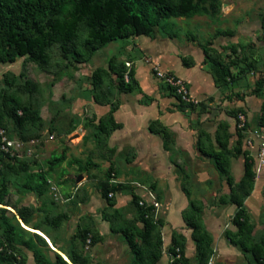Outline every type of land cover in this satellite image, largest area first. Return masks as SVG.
Wrapping results in <instances>:
<instances>
[{
    "label": "rangeland",
    "instance_id": "1",
    "mask_svg": "<svg viewBox=\"0 0 264 264\" xmlns=\"http://www.w3.org/2000/svg\"><path fill=\"white\" fill-rule=\"evenodd\" d=\"M216 5L218 11L214 15L209 13L191 19H170L165 29H156L152 36L130 37L111 43L94 53L85 63H76L71 53L63 55L59 45L53 44L47 49L49 63L46 66L35 64L26 58L0 65V90L8 95L19 96L37 118L35 124H26L22 129L10 119L3 121V135L13 147L8 153L5 152L1 148L0 139V185L5 183L6 187L4 205H0V209H5L6 212H0V215L4 214L16 225L15 220L20 222L18 212L25 210L30 214V226L24 227L27 233L22 234L16 243L8 244L4 240L0 220V264H35L32 252L23 245L24 241L34 235L46 244L47 247L38 244V249L52 262L55 261L56 254L66 257L64 252L74 249L87 264H112L114 258L109 255V251L115 248L117 259L114 263L129 264L128 248H124L117 237L99 238V233L94 228V213L87 214L85 208H93L101 219L113 224L114 228L120 227L125 221L136 222L139 218L131 201L132 195L137 196L139 201L158 203V207L153 206L150 219L156 223V233L162 240V264H171L172 242L164 247L163 228L171 197L170 190L173 192L175 187L180 191L182 188L189 190L191 199L203 208L202 222L204 217L211 224L214 235L213 255L207 264H253L248 254L230 245L225 237L227 231H236L232 225L236 207L220 203L221 197L228 201L229 188L214 169L213 162L200 154L197 140H200L201 148L208 149L209 145H213L217 149L216 139H221L219 125H228L231 138L226 158L233 184L238 185L243 175V157L236 155L233 149L237 139L235 127L238 125L241 130V147L252 156L255 172L254 189L244 199V206L253 227V240L258 242L264 237V147L261 146L259 136V128L263 123V111L259 112V109L264 101L261 98L264 97V79L261 74L258 77L257 73H263L264 65L254 64L252 70L247 67L249 71L242 76L238 70L246 67L236 66L233 72L239 75L238 80L230 84L221 83L218 87L226 90L222 97H205L201 101L190 97L189 85L182 83L171 72L163 70V65H166L162 59L165 48L171 46L177 49L174 56L182 57L183 54L186 59L190 55L202 56V49L207 48L209 55L222 62L228 61V57L233 55L228 40L230 38L226 34L231 36L239 29L242 38L246 37L244 41L247 42L244 43L252 44L250 48L252 47V54L255 55L257 50L253 45L264 42V0H216ZM170 31L176 33L177 37L171 40ZM85 37L86 30L81 26L76 44L81 46ZM191 48L196 49L197 54ZM244 52L243 54L248 55L247 49ZM260 53L264 56L263 51ZM111 58L117 66L129 68L133 65L135 69L137 66L138 75L135 73V77L143 84L144 89L139 84L140 91L118 93L116 78L111 75L102 88V97L106 98L107 94H111V103L97 105L93 101L91 75L98 67L106 68ZM260 60L263 62L264 57ZM171 65L169 69L175 71L174 63ZM212 68L209 61L203 63V77L194 83L197 90L200 91L209 83V75L213 78ZM10 80H14L12 87L7 84ZM177 84L182 91L183 100L188 103L182 109H179V103L166 89L167 85ZM259 84L260 87L257 88ZM158 96L175 100L172 107L166 110L167 118L158 120L159 124L153 125L157 131L153 135H157V140L162 142V150L169 154L167 170L160 180L151 167L144 168L138 164V144L125 150L122 142L112 145L110 136H94L100 120L108 119L112 105L118 106V109L121 105L129 107V114L134 112L135 118H139L138 112L143 116L144 108ZM176 111L183 118L181 123L178 120V124L172 119ZM19 114L21 115L20 112ZM133 126L134 121L131 120L130 124L120 130H134ZM148 126L146 129L142 122L135 130H148ZM179 127L182 130H195L194 148L190 156L177 146L182 136L173 130H181ZM74 160L77 161L76 164L69 163ZM50 162L53 170L48 174L47 193L39 197L24 191L22 184L25 173L20 165H25L28 172L39 169L46 171ZM107 182L118 187V195H126V198L122 196L124 201L120 209H114L115 195H108V199L104 197ZM188 211L187 208L186 213ZM56 220L59 222L58 227L51 223ZM138 226L142 227L140 223ZM33 227L39 230H33ZM187 229L182 233L173 232L185 239L184 244L191 235V230L188 229V232ZM85 231L88 232L85 236L87 239L79 238ZM92 236L98 239L95 244L91 242ZM176 239L181 242L179 238ZM52 240L55 242L54 246ZM176 251L179 253L178 247H175L174 252ZM189 262L196 264L195 253Z\"/></svg>",
    "mask_w": 264,
    "mask_h": 264
},
{
    "label": "trees",
    "instance_id": "2",
    "mask_svg": "<svg viewBox=\"0 0 264 264\" xmlns=\"http://www.w3.org/2000/svg\"><path fill=\"white\" fill-rule=\"evenodd\" d=\"M216 0H0V65L14 63L18 58H26L29 61L46 66L49 63L47 49L58 44L63 55L72 54L76 63L87 62L94 53L104 49L111 43L130 37H150L156 29H165L170 19L185 18L191 19L201 14H216ZM81 26L86 30V37L81 42V46L76 44ZM264 28V23L262 24ZM230 36V34H226ZM177 37V34L170 31V39ZM203 63L208 62L213 67L211 72L214 83L220 87L221 83L230 84L238 80L237 76H242L247 70H252L253 65L258 63L248 62L246 57L237 56L222 62L214 56L209 55L207 48H203ZM232 55L236 51L231 47ZM241 54V53H240ZM239 54V55H240ZM182 66L192 67V60L180 57ZM242 65L244 68L238 70V74H233L231 68ZM247 67H250L247 69ZM257 68V67H256ZM111 75L116 78V90L118 93H131L140 91L139 83L135 77L133 65L126 68L124 65L117 66L112 58L106 68L98 67L91 75V85L93 90V101L97 105H109L111 94L106 98L102 97V88ZM176 80V78H173ZM261 84V82H258ZM264 83V82H263ZM9 86L14 85V80L7 81ZM260 84L257 88L260 87ZM169 95L174 97L179 103V109L187 107L182 95L177 92L178 87L167 85ZM118 106H113L109 112L107 120H100L97 124L95 137L104 135L109 137L115 130H120L122 125L114 119V112ZM264 121V102L261 105ZM21 113V115L19 114ZM10 119L16 123L19 129L26 124H35L37 118L31 108L25 105L17 95H8L0 90V130H4L3 121ZM159 124L158 120L152 121L148 126L151 134H157L153 125ZM221 139L217 137V149L209 145L208 149L201 148L197 140V148L201 155L208 157L214 164V169L226 182L229 188L228 201L221 197L220 203H229L236 207L232 217V225L236 231H227L225 237L230 245L238 247L241 252L250 256L253 264H264V237L258 242H254L252 232L253 227L248 220L247 210L244 206V199L249 196L254 189L255 172L253 170L254 160L248 152L242 149L241 130L235 127L236 146L233 151L236 155L243 157V175L238 185L233 184V177L229 169V162L226 158V151L231 138L228 125L220 124ZM203 132V131H202ZM219 149V150H218ZM62 158L60 159V161ZM53 162V161H52ZM76 164L77 161H70ZM25 173V181L22 189L32 192L35 196H44L48 191V174L53 170L51 162L47 170L42 169L28 172L25 165H20ZM79 170L83 171L82 167ZM117 186L107 184L104 186V197L117 194ZM182 192L188 199L189 211L183 214V221L186 227L191 230V238L195 245L196 264H207L213 255V236L206 229L202 222V207L198 202L190 197L189 190L182 188ZM6 196L5 183L0 185V205H4ZM115 202V200H113ZM132 204L136 208L139 218L135 221H125L120 227H113L110 231L113 234H120L127 243L131 259L129 264H157L162 257V240L156 233V223L150 217L154 210L153 206H139V198L132 195ZM118 211V210H117ZM1 213L6 212L0 209ZM117 214L116 211H114ZM20 222L16 225L11 219L0 215L1 227L3 229L4 240L8 244L16 243L21 235L27 233L24 227L30 226V214L24 211L18 212ZM18 223L23 224L21 227ZM55 227L59 222H51ZM138 223L142 225L140 228ZM33 230H39L32 228ZM88 232L79 235V238L86 240ZM100 238V236H98ZM172 247L170 251L175 255V247L179 248V259H174L171 264H190L185 256V239L172 236ZM176 238H179V242ZM98 241L92 236L91 242ZM38 244L47 247L43 240L34 235L23 242L24 247L32 252L35 264H87L79 257L74 249L66 250L65 256L55 255V261H50L38 249ZM52 245H55L52 240ZM62 255V254H61ZM171 255V256H172ZM67 261V262H66ZM24 263V261H23Z\"/></svg>",
    "mask_w": 264,
    "mask_h": 264
},
{
    "label": "crops",
    "instance_id": "3",
    "mask_svg": "<svg viewBox=\"0 0 264 264\" xmlns=\"http://www.w3.org/2000/svg\"><path fill=\"white\" fill-rule=\"evenodd\" d=\"M239 31L240 29L236 30V33L229 36L230 39H228L230 41L231 47H233V49L236 51V53L232 56V58H236L237 56L242 57L244 55L248 62L261 63L262 65H264V61L262 62L260 60V58L264 57L260 53V51H263L264 53V42L261 45H257V46L253 45V47H255L257 50L255 55H253L252 49H251L252 47L250 48L252 44L244 43V42H247V40L244 41V38L246 37L242 38ZM246 49H247L248 55L243 54L245 53L244 51ZM192 50H193L192 52L196 51V49H192ZM176 51L177 49L173 46H171V48H168V47L165 48L164 56L162 59L166 63V65H163V68H164L163 70L171 72L182 83L189 85L188 86L189 93H190L189 95L190 97H192V99H194L195 101H199V100L201 101L205 97H215L216 98V97L221 96L222 93L226 91L221 88H218L215 85L212 76L210 75H209V83L205 85L206 87L205 86L202 87L200 91L197 90V86L194 83H197L203 77L202 76L204 72L202 71L203 70L202 69L203 59H204L203 55L199 56L197 52L195 53L197 54L196 56L198 57L196 56L193 57L192 55H190L189 59L192 60V67L185 68L182 66L180 56L173 55L174 53H177ZM241 52L242 54L239 55ZM181 56L184 57L183 54ZM172 63H174L175 71L169 69V67L172 66L171 65ZM180 64H181V67L179 66ZM231 71L234 74L233 72L234 68H231ZM135 73L136 75H138L137 66L135 69ZM191 74H192V77H191ZM251 74L253 75L254 72H252ZM260 74H261V77H263L264 79V70H263V73H259V74L257 73V76L259 77ZM148 80H150V78ZM137 81H138V78H137ZM138 83L144 89L143 84L139 81ZM147 83H149V81H147ZM146 93L148 94L147 91ZM152 93H154V91ZM261 98L264 99V97H261ZM174 103H175V100L172 98H168V97L161 98L160 96H158V98H156V100L153 101V103H149V105L144 108L143 112L146 115L144 114L142 116L141 115L142 113L138 112L139 118H135L136 114L134 112L131 113L130 115L129 107H124V105H121V107L117 109V111L114 112V119L116 120L117 123H120L122 125V129L126 127V124H130V121L132 120L134 121V126H133L134 130H115L114 132H112L110 135V141L112 145L116 146L118 142L119 143L122 142L123 144H125L124 145L125 150L126 148L127 150H130L131 148L135 147L138 144L139 148L138 149L136 148V150H138L139 152L138 153L139 156L137 157L139 161V162L137 161L138 164H140V166H143L144 168L151 167L154 170V174L158 180L162 178L165 171L167 170L166 168L168 165L167 161L169 159V154L167 152L165 153L162 150V142L160 143L157 140V135H153L149 133L148 130H135V129L137 128L139 123H142V122L145 123V127L147 129L148 124L151 123L152 121H155V120L163 121V119L167 118L165 115L167 108L172 107ZM125 112H127V115H124ZM259 112H261V106H260ZM173 114L175 115L172 116L173 117L172 119H174L175 123L178 124V120H180V123H181L183 118L180 115V113L176 111ZM177 115H180V116H177ZM229 125H230V128H232L230 123ZM179 129H181V127H179ZM173 131L176 132V134H180L182 136V138L180 137L181 139L180 142L178 140V143L180 144H177V146H180L182 149H184L186 153L189 154L190 156L194 148L193 139H194L195 130H182L181 129V130H173ZM229 132L231 133V130H229ZM180 135H178V138ZM188 139L190 141L187 142L186 140ZM172 177H173L172 178L173 182H175L174 176ZM175 185H176V182H175ZM170 193H171V197H170V201L168 202L167 211L165 213V225L163 228V232L165 236L164 237V247H167L168 245L171 244L173 232L182 233L183 230L187 228L183 221V214L188 208V199L186 195L182 191L177 189L176 187L173 188V192H171L170 190ZM122 196L126 198V195H122L121 193L119 195L118 193L115 194L114 209H117V208L120 209L122 207V203L124 201L123 200L124 197ZM85 209H86L85 211L87 214L94 213L93 219H95L94 221L96 223L94 228L97 229L99 236L101 237L109 236L110 238L113 237L114 239H116L117 237L118 242H120L124 246V248L125 247L128 248L126 241L120 234L111 233L110 223H108L104 219H101L100 215L96 214L93 208L89 210V207H86ZM203 223L206 229L212 234L213 239H214V235L210 227L211 224L207 223L204 217H203ZM213 224L215 225L216 223H213ZM187 231L189 232L188 229ZM194 253H195V245L190 235L189 238H186L185 256L190 260V258L194 255ZM109 255L113 256L114 260L112 264H115L114 262L117 259V253H116L115 248L109 251ZM129 259H131V255L129 256ZM162 262L164 263L163 257H161V259L157 262V264H162Z\"/></svg>",
    "mask_w": 264,
    "mask_h": 264
},
{
    "label": "built area",
    "instance_id": "4",
    "mask_svg": "<svg viewBox=\"0 0 264 264\" xmlns=\"http://www.w3.org/2000/svg\"><path fill=\"white\" fill-rule=\"evenodd\" d=\"M262 35L264 37V32H262ZM176 87H178L177 92L181 94L182 91H180V86H178V84H177ZM259 130H260L259 136L261 137V142H262L261 146L264 147V121H263L262 125L260 126ZM3 134H4V130L2 129V130H0V139L2 140V147L1 148L5 152L8 153L9 149L11 147H13L12 146L13 144L11 142L6 141ZM138 203H139V206H143V207H147V206L158 207V203H156L155 201H152L151 203H149V202H147L145 200H141ZM179 258H180V254L178 253V251H176L175 252V255L174 256L173 255L171 256V262L174 259H179Z\"/></svg>",
    "mask_w": 264,
    "mask_h": 264
},
{
    "label": "water",
    "instance_id": "5",
    "mask_svg": "<svg viewBox=\"0 0 264 264\" xmlns=\"http://www.w3.org/2000/svg\"><path fill=\"white\" fill-rule=\"evenodd\" d=\"M22 226H23V224H22Z\"/></svg>",
    "mask_w": 264,
    "mask_h": 264
}]
</instances>
